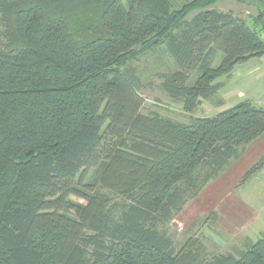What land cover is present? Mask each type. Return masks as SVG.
I'll return each mask as SVG.
<instances>
[{
    "label": "trees",
    "instance_id": "trees-1",
    "mask_svg": "<svg viewBox=\"0 0 264 264\" xmlns=\"http://www.w3.org/2000/svg\"><path fill=\"white\" fill-rule=\"evenodd\" d=\"M217 1L0 0V264H264V236L206 254L169 229L264 131V107L149 116L129 65L163 48L177 67L165 95L188 114L213 99L264 55V12L249 22Z\"/></svg>",
    "mask_w": 264,
    "mask_h": 264
},
{
    "label": "rangeland",
    "instance_id": "rangeland-1",
    "mask_svg": "<svg viewBox=\"0 0 264 264\" xmlns=\"http://www.w3.org/2000/svg\"><path fill=\"white\" fill-rule=\"evenodd\" d=\"M171 1L174 4L173 6L179 7L186 0ZM211 7L223 11H231L236 15L246 18L250 22L253 16H257L258 11L264 12V0H220ZM193 14L188 15V18ZM69 15L70 22L73 24L75 20L78 21V19L82 18L83 13L73 11ZM218 62L219 54L213 58L214 64ZM251 64L247 62L236 67L238 77L233 76V80H238L239 82L238 94H234L236 97H229L227 99L221 97L219 94L222 91L223 86H221V89L213 99L203 100L191 114H188L182 110V104L180 102L168 98L161 89L160 83L162 76L177 69L173 59L163 48L155 47L154 49H149L129 63L131 70H133L139 80L137 92L142 99L140 111L149 116L158 115L181 123L187 122L190 118L213 115L220 108H228L241 100H249L255 105L264 107V76L259 78L258 81L260 83L258 86V83L256 84V74L249 75L253 73V70L249 72ZM192 76H195V72L192 73ZM229 80L228 77L220 78L222 85ZM212 213L215 214L214 219L209 216ZM196 219L198 223L189 230H187L189 225L185 228L177 229L174 226H170L169 223L170 232L178 246L182 245L189 237H192V239L197 238L198 245L201 244L206 254L226 253L233 252L234 249H242V240L226 238L215 230L212 223L217 221L215 212L198 215L194 220Z\"/></svg>",
    "mask_w": 264,
    "mask_h": 264
},
{
    "label": "crops",
    "instance_id": "crops-1",
    "mask_svg": "<svg viewBox=\"0 0 264 264\" xmlns=\"http://www.w3.org/2000/svg\"><path fill=\"white\" fill-rule=\"evenodd\" d=\"M247 62L252 63L249 72L253 70V73L249 75L256 74V84L259 86L258 80L264 76V55ZM236 67L228 77L230 80L219 92L224 99L234 98V94H238L239 82L233 80L234 75L238 77ZM225 108H220L218 112ZM263 153L264 131L248 143L242 154L208 182L196 197L184 205L172 218L170 226L182 229L190 225L198 215L215 212L217 221L214 228L226 238L240 239L243 244H248L264 236V166L239 185L242 176Z\"/></svg>",
    "mask_w": 264,
    "mask_h": 264
}]
</instances>
